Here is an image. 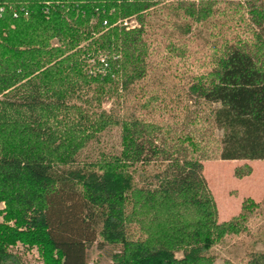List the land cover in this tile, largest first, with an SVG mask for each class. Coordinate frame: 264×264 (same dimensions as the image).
I'll return each instance as SVG.
<instances>
[{"label":"trees","instance_id":"16d2710c","mask_svg":"<svg viewBox=\"0 0 264 264\" xmlns=\"http://www.w3.org/2000/svg\"><path fill=\"white\" fill-rule=\"evenodd\" d=\"M0 9V264H18L15 244L42 264H90L95 242L117 249L107 264H214L212 248L248 234L261 205L218 222L202 163L264 160V0ZM165 66L191 75L145 89ZM113 128L116 151L78 159ZM244 257L264 264V251Z\"/></svg>","mask_w":264,"mask_h":264},{"label":"rangeland","instance_id":"374dc122","mask_svg":"<svg viewBox=\"0 0 264 264\" xmlns=\"http://www.w3.org/2000/svg\"><path fill=\"white\" fill-rule=\"evenodd\" d=\"M128 25H135L134 21L130 20L128 22ZM194 50L196 49H193V51ZM193 57L195 59V54ZM192 62L193 61L191 60V63ZM158 68L152 69V71L149 72L148 76L150 77H148L146 83L144 84L145 89L157 91L159 90V88L156 87L166 85L167 83L170 86H178V84L175 82L176 78H178L181 74H184V76L187 77L188 75H191L192 71L191 66L189 71L185 69L181 70L177 66L174 68L169 66L162 67L163 69ZM181 82L185 81L182 80ZM110 106L111 105L108 102L103 105V108L105 110H108ZM215 135L218 137L220 136V133L216 132ZM117 149L118 130L113 128L102 133L99 136L97 142L89 144L83 151H81L78 159L90 161L96 159L101 152L109 153L114 152ZM206 162L207 163L204 166L205 168L204 172H202V175L207 188L212 192V197L215 202L216 209L218 208V222L227 221L230 217L235 216L239 211V209L238 211L236 210V207H238V204L240 207V203L243 199L249 198L254 203H259L261 205L260 208L254 211L253 217L248 221L247 235L226 237L219 245L215 246L211 250V253L215 259L214 264H222L226 259L232 261L234 264H244L245 252H248L250 250L257 252L264 251V194L258 197L262 191L264 192V187L262 190L257 189L259 184L257 182L260 180H264V169L261 167L260 170H255L253 176L256 177L257 181L254 183H249V181H238L233 176L234 168L243 164H247L250 166L248 161H234L231 164L224 163L220 160ZM229 165L233 166L231 176L233 178L231 179L228 178L227 175V172H229L230 168ZM254 166L256 167V164ZM219 175H221L220 178ZM250 179V181H252V178ZM221 207H229L230 209H232L230 211L231 213L228 212L226 215H224L223 213H221ZM0 208H2L1 204ZM233 209L236 211H233ZM7 250L9 253H13L18 258V264H42L37 251L34 248L27 250L19 244H15L13 246H9ZM116 250L117 249L113 246L98 247L97 242H95L86 250V260L90 264H107L109 263L110 255ZM175 257L180 258V254L176 253Z\"/></svg>","mask_w":264,"mask_h":264},{"label":"crops","instance_id":"0c3cea01","mask_svg":"<svg viewBox=\"0 0 264 264\" xmlns=\"http://www.w3.org/2000/svg\"><path fill=\"white\" fill-rule=\"evenodd\" d=\"M224 163H228V164H231V163H233L234 161H223ZM249 162V164H250V166H251V174L249 175V176H247V177H244V178H242V179H236V180H238V181H241V182H243V181H249V183H254V182H256L257 180H256V177H254L253 176V174L255 173V170L256 171H258V170H260L261 169V167L264 169V160H255V161H248ZM207 162H203L202 163V166H203V172H204V166H205V164H206ZM256 164V167L254 166ZM230 166V168H229V172H227V175H228V178H233V177H231L232 176V169H233V166H231V165H229ZM262 169V170H263ZM221 177V175H219V178ZM250 178H252V181H250L251 179ZM223 180V179H222ZM221 180V181H222ZM260 181H261V184H260ZM260 181H258L257 183H259L258 184V187H257V189L258 190H262L263 189V187H264V180H260ZM257 190V191H258ZM210 191V190H209ZM211 192V191H210ZM264 194V192L262 191L260 194H259V196L258 197H260V196H262ZM211 195H212V192H211ZM249 197V196H248ZM240 200H241V198H240ZM240 203V202H239ZM226 206V205H225ZM222 208V210H221V213H223L224 215H226L228 212H230L232 209H230L229 207H221ZM238 209H239V204H238V207H236V210L238 211ZM236 210H234L233 209V211H236ZM217 212H218V214H219V211H218V208H217ZM231 213V212H230Z\"/></svg>","mask_w":264,"mask_h":264},{"label":"built area","instance_id":"2783aa9c","mask_svg":"<svg viewBox=\"0 0 264 264\" xmlns=\"http://www.w3.org/2000/svg\"><path fill=\"white\" fill-rule=\"evenodd\" d=\"M0 11H1V9H0ZM123 24H125V25L127 24L125 20L123 21ZM129 26H130V25H129ZM132 26H133V25H132Z\"/></svg>","mask_w":264,"mask_h":264}]
</instances>
